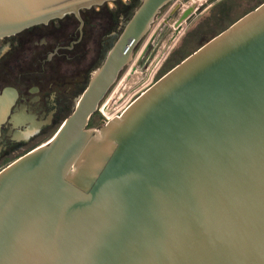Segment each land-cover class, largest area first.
Here are the masks:
<instances>
[{
	"label": "water",
	"instance_id": "obj_1",
	"mask_svg": "<svg viewBox=\"0 0 264 264\" xmlns=\"http://www.w3.org/2000/svg\"><path fill=\"white\" fill-rule=\"evenodd\" d=\"M116 1L0 0V39ZM175 1L141 0L56 135L0 171V264H264V2L89 127Z\"/></svg>",
	"mask_w": 264,
	"mask_h": 264
},
{
	"label": "flooded vegetation",
	"instance_id": "obj_2",
	"mask_svg": "<svg viewBox=\"0 0 264 264\" xmlns=\"http://www.w3.org/2000/svg\"><path fill=\"white\" fill-rule=\"evenodd\" d=\"M127 1L113 3L130 9L125 17L115 16L113 29L122 31L141 2ZM117 6L112 9L106 3L82 10V23L68 15L0 39V171L50 141L72 113L75 106L69 114L70 105L77 104L114 43L93 72L92 67L80 68L78 61L99 25V15L115 13Z\"/></svg>",
	"mask_w": 264,
	"mask_h": 264
},
{
	"label": "rangeland",
	"instance_id": "obj_3",
	"mask_svg": "<svg viewBox=\"0 0 264 264\" xmlns=\"http://www.w3.org/2000/svg\"><path fill=\"white\" fill-rule=\"evenodd\" d=\"M124 1L123 3H129L127 0ZM182 1L184 0H177L162 9L151 31L136 48L132 63L121 72L118 81L100 104L96 113L99 112L102 119L99 120L97 127L120 114L170 69L264 2V0ZM110 6L115 9L117 5L110 3ZM135 8L131 11H135ZM129 12L128 7L117 6L115 13L106 11L99 15V25L94 26L87 50L82 52L78 61L80 68L92 67L90 71L93 72L100 65L109 45L114 43L121 32L120 27L113 29L117 26L113 24V19L115 16L117 19L125 17ZM114 30L117 32L111 35V31ZM106 105H114L112 114L105 113ZM74 106L70 105L69 114Z\"/></svg>",
	"mask_w": 264,
	"mask_h": 264
},
{
	"label": "trees",
	"instance_id": "obj_4",
	"mask_svg": "<svg viewBox=\"0 0 264 264\" xmlns=\"http://www.w3.org/2000/svg\"><path fill=\"white\" fill-rule=\"evenodd\" d=\"M102 119V116L100 115V113H96L91 117L90 123H89V127L90 128H96L98 126V122L99 120Z\"/></svg>",
	"mask_w": 264,
	"mask_h": 264
},
{
	"label": "bare ground",
	"instance_id": "obj_5",
	"mask_svg": "<svg viewBox=\"0 0 264 264\" xmlns=\"http://www.w3.org/2000/svg\"><path fill=\"white\" fill-rule=\"evenodd\" d=\"M112 118H113V117H112ZM112 118H111V119H112Z\"/></svg>",
	"mask_w": 264,
	"mask_h": 264
}]
</instances>
